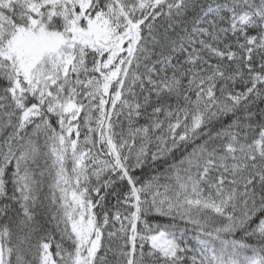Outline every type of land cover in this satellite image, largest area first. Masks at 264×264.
Instances as JSON below:
<instances>
[{
	"label": "snow or ice",
	"instance_id": "6c2138e0",
	"mask_svg": "<svg viewBox=\"0 0 264 264\" xmlns=\"http://www.w3.org/2000/svg\"><path fill=\"white\" fill-rule=\"evenodd\" d=\"M0 264H264V0H0Z\"/></svg>",
	"mask_w": 264,
	"mask_h": 264
}]
</instances>
